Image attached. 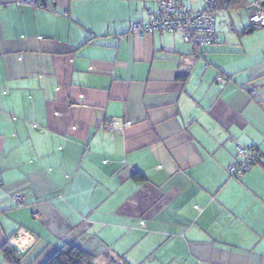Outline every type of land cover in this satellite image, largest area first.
Listing matches in <instances>:
<instances>
[{
	"label": "crops",
	"instance_id": "crops-1",
	"mask_svg": "<svg viewBox=\"0 0 264 264\" xmlns=\"http://www.w3.org/2000/svg\"><path fill=\"white\" fill-rule=\"evenodd\" d=\"M36 1L0 0V250L17 254L0 264H45L66 244L100 264H264L257 0H220L218 42L199 50L130 35L158 0ZM237 146L257 153L241 179Z\"/></svg>",
	"mask_w": 264,
	"mask_h": 264
},
{
	"label": "built area",
	"instance_id": "built-area-1",
	"mask_svg": "<svg viewBox=\"0 0 264 264\" xmlns=\"http://www.w3.org/2000/svg\"><path fill=\"white\" fill-rule=\"evenodd\" d=\"M204 7L193 9L178 4L176 0H158V10L151 21H135L130 25L129 33L132 36L152 35L156 32L169 35H180L183 42L191 45L195 50L215 45L219 36L216 31V13L221 8L219 0H201ZM262 0L253 4L255 12L252 17L253 28L258 30L264 28V7ZM20 6L32 8H43L38 6L36 0H17ZM219 83L225 82L223 76H219ZM130 123L121 125L117 121H107L102 129L107 131H124ZM257 162V153L253 148L237 146L236 163L228 169V174L234 179H241L250 172ZM13 203L23 207L24 196L16 193L10 196Z\"/></svg>",
	"mask_w": 264,
	"mask_h": 264
},
{
	"label": "trees",
	"instance_id": "trees-1",
	"mask_svg": "<svg viewBox=\"0 0 264 264\" xmlns=\"http://www.w3.org/2000/svg\"><path fill=\"white\" fill-rule=\"evenodd\" d=\"M228 1H229L228 7L232 10L241 9L247 5V0H228ZM254 30L256 29H254L252 25V29H250V32ZM0 251L4 254L6 259L17 260V254L13 249L10 248V246H5ZM45 264H96V263H95V257L92 254L85 252L76 245L66 244L63 247L56 250L46 261Z\"/></svg>",
	"mask_w": 264,
	"mask_h": 264
},
{
	"label": "rangeland",
	"instance_id": "rangeland-1",
	"mask_svg": "<svg viewBox=\"0 0 264 264\" xmlns=\"http://www.w3.org/2000/svg\"><path fill=\"white\" fill-rule=\"evenodd\" d=\"M101 262L99 261V263L96 262V264H100Z\"/></svg>",
	"mask_w": 264,
	"mask_h": 264
}]
</instances>
